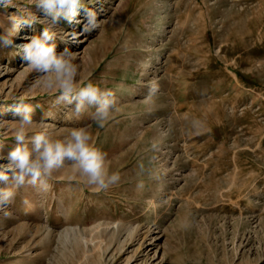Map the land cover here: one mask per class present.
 Masks as SVG:
<instances>
[{
  "label": "rangeland",
  "instance_id": "obj_1",
  "mask_svg": "<svg viewBox=\"0 0 264 264\" xmlns=\"http://www.w3.org/2000/svg\"><path fill=\"white\" fill-rule=\"evenodd\" d=\"M12 3L0 6V37L12 33L0 39V155L23 97L29 136L87 126L120 180L96 191L65 167L44 188L14 189L0 264H264V0H84L53 31L57 52L77 54L78 82L115 93L103 128L22 62L19 45L51 17L35 0ZM85 8L101 21L92 32L76 23Z\"/></svg>",
  "mask_w": 264,
  "mask_h": 264
},
{
  "label": "clouds",
  "instance_id": "obj_2",
  "mask_svg": "<svg viewBox=\"0 0 264 264\" xmlns=\"http://www.w3.org/2000/svg\"><path fill=\"white\" fill-rule=\"evenodd\" d=\"M84 0H35V5L46 16L51 17L50 26L44 27L40 35L29 38V42L19 45L22 62L33 72L39 74L38 83L56 96L57 103H68L79 114L92 107V120L99 127L106 123L117 110V98L111 89H102L91 81L79 83L77 54L65 48L57 52L54 26L61 20L71 22L82 7ZM0 6H13L12 0H0ZM82 24L84 32H92L101 26L97 13L85 8ZM12 33L0 37L6 45L12 43ZM149 97L158 92L159 84L155 80L148 84ZM13 117L18 118L14 134V147L0 155V211L8 208L15 199L16 191L25 184L44 188L54 173L65 167L83 178L96 191H104L120 180L118 172H111L107 166V155L92 142L87 126L74 128L64 138H54L47 129L29 136L32 125V108L24 98L17 99L10 108ZM204 122H196L199 134ZM7 215V212H5Z\"/></svg>",
  "mask_w": 264,
  "mask_h": 264
}]
</instances>
